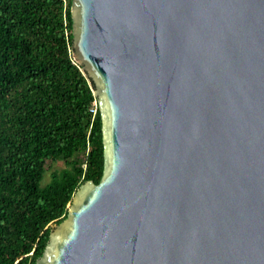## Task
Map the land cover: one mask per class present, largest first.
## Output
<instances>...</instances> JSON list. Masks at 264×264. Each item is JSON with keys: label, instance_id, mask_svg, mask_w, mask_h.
Here are the masks:
<instances>
[{"label": "water", "instance_id": "water-1", "mask_svg": "<svg viewBox=\"0 0 264 264\" xmlns=\"http://www.w3.org/2000/svg\"><path fill=\"white\" fill-rule=\"evenodd\" d=\"M101 181L36 264H264V0H72Z\"/></svg>", "mask_w": 264, "mask_h": 264}, {"label": "trees", "instance_id": "trees-1", "mask_svg": "<svg viewBox=\"0 0 264 264\" xmlns=\"http://www.w3.org/2000/svg\"><path fill=\"white\" fill-rule=\"evenodd\" d=\"M72 0H0V264H36L87 181L103 121L74 58ZM47 162H63L45 182Z\"/></svg>", "mask_w": 264, "mask_h": 264}, {"label": "rangeland", "instance_id": "rangeland-1", "mask_svg": "<svg viewBox=\"0 0 264 264\" xmlns=\"http://www.w3.org/2000/svg\"><path fill=\"white\" fill-rule=\"evenodd\" d=\"M63 167H65L63 162H58V163L47 162V164H46L47 173H46L45 182H49L50 181V179H51V173L55 169H61ZM55 226L53 227V229L55 228Z\"/></svg>", "mask_w": 264, "mask_h": 264}, {"label": "built area", "instance_id": "built-area-1", "mask_svg": "<svg viewBox=\"0 0 264 264\" xmlns=\"http://www.w3.org/2000/svg\"><path fill=\"white\" fill-rule=\"evenodd\" d=\"M63 2L66 4L67 3V0H63ZM97 109H98V105H97V103H95V106L91 109V111L93 113H96L97 112Z\"/></svg>", "mask_w": 264, "mask_h": 264}]
</instances>
